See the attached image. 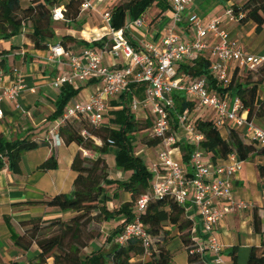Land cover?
Masks as SVG:
<instances>
[{
    "label": "trees",
    "instance_id": "1",
    "mask_svg": "<svg viewBox=\"0 0 264 264\" xmlns=\"http://www.w3.org/2000/svg\"><path fill=\"white\" fill-rule=\"evenodd\" d=\"M206 1L225 3L232 0H204ZM153 6L158 7L161 12H166L170 8V3L168 0H123L111 9V27L116 31L123 30L127 36V22L142 18ZM55 7V0H35L29 5H23L21 0H0V75L6 70L8 55V52L2 48V41L20 35L25 28L29 27L32 30L28 36L34 49L46 51L54 46L51 43L57 38L54 30L55 21L52 17ZM80 7V0H70L66 5L65 21L68 24L77 22L81 14ZM206 7L207 5H203L201 11ZM227 8H232L237 15H244L240 24L246 25L252 22L256 26L257 34L264 32V0H247L243 5L233 4ZM65 39L62 38L61 45L67 46ZM106 42V38L102 42L92 44L82 41L89 48H101ZM211 65L210 59L198 56L188 64H182L180 70L192 79L205 77L209 89L216 90L222 96L240 98L243 107L249 111V120L264 121V100L260 96V88L264 84V64L257 70L260 80L256 82H250L248 78L243 80L241 70L238 69L232 76L230 84L225 87L215 80ZM144 91V85L132 84L118 99L112 100L111 106L115 110L110 112L109 125L94 128L84 120H72L59 128V135L65 145L75 144L82 150L89 151L94 157L84 158L82 151H79L72 162V170L77 174L73 192L57 195L51 201L44 203L64 213H74L72 218L24 221L21 223L24 234H14L13 242L18 250L28 252L34 246L39 248V255L29 264H142L133 262L135 257L145 254L139 239L132 238L125 245L116 242L125 227L137 218L145 225L153 241L149 250L150 264L173 263V254L167 248L168 243L173 239V233L188 254V264H206L203 258L194 252L198 246L193 232L194 221L187 217L185 208L174 198L153 195V176L146 162L135 154L142 135L144 139L149 138L144 145L148 148H155L161 144L160 139L152 136V122L139 123L130 110L134 98H144ZM80 92L81 88L75 89L69 84H64L59 89L55 102L56 111L50 120L60 119L68 104L78 97ZM173 97L175 110L172 112V125L177 129V115L192 109L193 103L182 93H175ZM193 121L196 129L204 135L200 149L213 162L225 160L234 152L243 162L252 161L257 156L264 157V148H258L255 144H246L236 130L230 129L228 137L224 138L211 120L197 116ZM78 123L81 127L77 126ZM82 130H86L90 136L84 137ZM96 140L100 141V144H97ZM44 146L51 145L45 140L40 142L32 140L28 135L14 142H8L0 134V147L7 148V152L0 155V168L7 165L14 174H21L23 155ZM176 147L180 149L184 163L189 164L191 154L196 147L185 140L176 144ZM112 149L116 168L123 173H131L127 180L111 178L105 157ZM57 168L58 161L53 154L41 164L39 170L48 172ZM258 169L264 177V165H259ZM109 191H114V195H117L118 191L129 193L131 201L110 210ZM144 195L150 196V200L146 211L139 213L136 203ZM119 217L125 219L106 237L105 242L109 247H93L90 252H85L94 241L103 236L102 230L93 228V225L112 223ZM252 225L261 243L250 249L246 264H264V218L255 207ZM237 250L238 247H234L231 251L234 264H237L235 256Z\"/></svg>",
    "mask_w": 264,
    "mask_h": 264
},
{
    "label": "built area",
    "instance_id": "2",
    "mask_svg": "<svg viewBox=\"0 0 264 264\" xmlns=\"http://www.w3.org/2000/svg\"><path fill=\"white\" fill-rule=\"evenodd\" d=\"M80 1L81 12L94 10L91 0ZM169 1L174 27L166 31L160 44L146 43L136 48L123 30L116 31L111 27L112 16L108 11L102 17L109 29L111 41L103 48L86 47L79 54L67 50L61 44L50 48L48 64L57 66L66 63L68 66L67 71L53 79V88L59 90L64 84H69L78 89L81 84L95 80L100 84V89L87 102L68 105L45 141L54 147L63 145L59 128L72 120H84L94 128L102 127L110 111V102L118 99L132 84L144 85V98H134L130 110L134 114L147 111L152 122V136L161 140L157 161L149 168L153 176L152 193L155 197L174 198L186 212L191 203L200 217L204 236L202 242L195 237L198 246L194 252L202 258L210 254L214 264H224V246L217 236L219 226L229 214L254 209L252 204L237 200L234 194V183L245 162L235 152L225 160L213 162L200 149L204 135L196 129L193 119L206 111V119L214 122L216 128L243 130V136L258 148H264V126L248 119L249 111L243 107L240 98L222 96L216 90L209 89L205 77L192 79L180 72V66L198 56L210 59L215 80L225 87L230 84L238 69L256 72L264 64V54L250 55L238 43L229 39L225 29L226 21L240 23L243 14L237 15L232 8H227L224 15L206 21L195 12L188 16L184 14L194 0ZM52 17L55 22L65 21V8H54ZM186 20L192 33L188 41H184L175 32V26ZM134 23L142 26L144 20L140 18ZM106 55L122 61L123 65L110 70L103 65ZM17 76L13 85L0 87V119L4 116L3 103L13 102L16 108H20L19 99L25 91V83L21 74ZM175 93H182L193 103L192 109L177 115V129L172 125ZM82 135L90 136L86 130H82ZM182 140L196 147L189 164L177 160L180 149L176 144ZM96 142L100 144V141ZM82 156L87 159L94 157L86 150H82ZM149 200L148 195L138 199L136 206L139 213L146 211ZM132 238L142 242L144 256H151L149 250L152 238L138 218L125 227L116 242L125 245Z\"/></svg>",
    "mask_w": 264,
    "mask_h": 264
},
{
    "label": "crops",
    "instance_id": "3",
    "mask_svg": "<svg viewBox=\"0 0 264 264\" xmlns=\"http://www.w3.org/2000/svg\"><path fill=\"white\" fill-rule=\"evenodd\" d=\"M24 1L25 5H29L35 0ZM55 1V8H65L70 2V0ZM103 1L91 0L94 7L92 11H98L99 13L100 7L98 8V6ZM246 1L244 0L238 4L237 0L225 3L218 1L209 3L207 1L204 2V0H194V5L190 6L184 14L188 16L191 12H195L203 16L206 21H210L215 17L224 15L227 7L233 4L243 5ZM203 5H207V7L204 11H201L203 10ZM142 18L144 20L142 26L135 25L134 21L127 22L126 37L136 48H140L146 43L160 44L166 31L174 27L171 6L166 12H161L158 7L153 6ZM225 29L229 34V39L238 43L248 54L255 56L264 54V32L257 34L254 23L250 22L242 25L226 21ZM54 30L57 38L51 44L54 46L61 44L62 38H66L67 46H63L75 54L81 53L87 47L82 41L90 44L102 42L104 38L107 40L105 44L111 41L108 27L101 26L98 17L94 23H91L90 15L87 12H81L76 23L68 24L66 21L54 22ZM24 32L9 40L2 41V48L8 52V55L6 56V70L2 73L0 87L13 85L17 80L18 74H21L25 83V91L19 99V109L16 108V103L13 102L2 104L4 116L0 119V134L8 142H14L27 135L31 136L32 140L38 142L45 140L59 120H50L56 111L55 102L59 95V90L52 87V81L68 70L66 63L57 66L49 65L47 57L50 54V50L40 51L34 49L33 43L28 36V33L32 32L31 28H25ZM175 32L184 41L192 38L187 20L175 26ZM99 48L96 47V49ZM188 63L189 61L184 64ZM103 65L110 70H115L120 68L123 62L113 60L110 56L106 55ZM180 72L183 73L181 70ZM79 88H81L84 100L76 97L70 104L74 102H87L90 97L98 92L100 84L95 80H90L81 84ZM113 110L115 108L111 106L110 102L109 113ZM202 112L206 114V111ZM135 116L139 123L151 121L148 112L145 110L138 112ZM198 117L207 120L202 113ZM105 125H109V119L105 122ZM229 131L230 128L220 130L224 138L228 137ZM237 132L246 144H251L243 136V130H238ZM72 145L44 146L37 150L26 152L21 162V174H14L7 165L0 168V264H29L39 255L40 250L37 246L32 247L28 252L18 250L14 246V234H24V230L21 227L22 222L33 219L44 221L53 219L68 220L75 215L74 213H64L57 208L48 207L44 204L51 201L57 195L71 194L73 192L77 174L72 170V162L82 149L77 145V148H72ZM6 152L7 148L0 147V155ZM53 154L57 158L58 168L48 172L39 170L41 164ZM108 157L109 155L105 159L109 166L111 178L115 180H127L131 176V173H123L118 170L115 166V161L112 163L113 165H109ZM177 160L184 162L180 150L177 152ZM156 161L147 158L146 164L148 170ZM259 165H264V157L257 156L252 161L244 163L243 169L234 183V194L237 200L252 204L258 209L261 217L264 218V177L259 172ZM108 196L110 198L108 202L110 210L131 201L130 194L124 191H118L117 195H114V191H109ZM186 213L187 217L195 222L193 232L196 239L202 242L204 236L202 234L200 217L191 203L188 204ZM124 219V217H119L112 223L104 224L102 227L103 236L93 242L90 246L91 250L93 247L105 246L108 248L109 244L105 242L106 237ZM252 223L253 210H247L229 214L219 226L217 236L224 246L222 253L224 264H234V256L231 255L234 247H238L235 255L236 262L237 264H242V258L247 259L250 249L260 245L261 240L254 233ZM172 236L173 239L167 245L168 250L173 254L172 264H188V254L177 257L176 254L181 250L183 245L175 237V233ZM150 261L151 257L144 255L133 259V262L142 264H150ZM203 261L206 264H214L213 257L210 254L205 255Z\"/></svg>",
    "mask_w": 264,
    "mask_h": 264
},
{
    "label": "rangeland",
    "instance_id": "4",
    "mask_svg": "<svg viewBox=\"0 0 264 264\" xmlns=\"http://www.w3.org/2000/svg\"><path fill=\"white\" fill-rule=\"evenodd\" d=\"M23 5H25V1L24 0H21ZM123 0H104L99 6L98 8L100 7V12L98 13V11H87V13L90 15V18H91V23H94V21L96 20V18L98 17L99 18V22L101 24V26H107L106 23L104 22L103 20V17H102V14L104 12H110L112 7L115 6V5H118L122 2ZM242 1L244 0H237V3H242ZM54 10V9H53ZM86 13V12H85ZM97 15V17H96ZM264 42V41H263ZM241 77L243 80H246V78H248V80L250 82H256L258 80L261 79L260 77V74H258V72H249L247 69L245 70H241ZM260 96H261V99L264 100V84L261 86L260 88ZM78 98L80 100H84V96L81 94V92L79 93L78 95ZM204 116H206L207 114H205V112H201ZM199 115V114H198ZM198 115H196L195 117H197ZM110 118V113L108 114L107 116V121L108 119ZM106 121V122H107ZM256 124L259 125V126H264V121H256ZM86 125V124H85ZM77 126H80L81 127V124L78 123ZM151 137V135H150ZM141 138V142L140 144H138L136 146V156H139L141 157L145 162L147 160V158H150L152 159L153 161L154 160H157V157H158V154H159V151H160V148L159 147H155V148H148V147H145V143L147 142V140L149 138H146L144 139L143 135ZM252 138V136H251ZM72 148H77L76 145H72ZM114 155H113V149L111 151V153L109 154V157H108V162H109V165H111L112 163H114ZM113 165V164H112ZM102 227L103 225L99 226V225H93V228L95 229H98L100 228L102 230ZM99 240V239H98ZM102 242V241H101ZM103 244V243H102ZM181 246V245H180ZM183 248V247H182ZM176 254L177 257H180L181 255L185 256L187 254L186 250L185 249H182ZM91 251V247H89L88 249L85 250V252H90ZM247 260H248V257L247 259L245 258H242V264H246L247 263Z\"/></svg>",
    "mask_w": 264,
    "mask_h": 264
}]
</instances>
